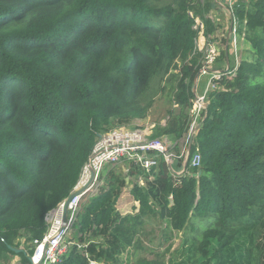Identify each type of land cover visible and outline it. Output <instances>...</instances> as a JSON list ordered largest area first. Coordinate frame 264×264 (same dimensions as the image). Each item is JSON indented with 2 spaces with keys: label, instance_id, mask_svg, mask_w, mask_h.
<instances>
[{
  "label": "trees",
  "instance_id": "obj_1",
  "mask_svg": "<svg viewBox=\"0 0 264 264\" xmlns=\"http://www.w3.org/2000/svg\"><path fill=\"white\" fill-rule=\"evenodd\" d=\"M216 4L0 0V264L13 257L31 264L34 243L47 234V216L72 195L99 137L115 122L146 119L166 88L172 107L149 139L166 137L180 154L203 67L197 20L212 36ZM233 16L253 59L242 57L234 77H222L220 89L209 94L189 153L201 155V167L187 162V174L178 176L183 167L172 172L159 158L145 174L155 178L150 188L135 184L130 192L139 211L126 216L115 208L127 182L111 175L80 222L79 244L87 233L102 243L90 241L59 264H90L87 257L120 264L125 247H142L137 237L149 219L182 238L171 253L166 234L167 263L139 264H264V0H237ZM226 49L230 56L229 44ZM193 219L207 220L208 228L191 238Z\"/></svg>",
  "mask_w": 264,
  "mask_h": 264
},
{
  "label": "built area",
  "instance_id": "obj_2",
  "mask_svg": "<svg viewBox=\"0 0 264 264\" xmlns=\"http://www.w3.org/2000/svg\"><path fill=\"white\" fill-rule=\"evenodd\" d=\"M229 2L232 16L231 19L233 25L237 26L238 23L233 16V8L237 0H229ZM196 30L199 31L200 38L197 40V49L201 51L204 47L199 48L198 46L201 44L202 38L205 35V25L199 19L197 20ZM200 33H202L201 37ZM237 33V28H235L231 34L232 40L230 41L228 38L229 45L232 49L231 53L234 55L232 69L228 65L226 71H220V73L210 72V68L214 67L219 61L221 48L217 41L209 42V44L205 46L203 67L199 74L202 75V73H204L203 76L206 78V86L203 95L199 96V98L196 97L202 115L208 106L209 94L220 89L217 81L227 75L234 77L240 66ZM193 124L194 121H192L188 138L182 144L184 147H181V155L173 154L167 146L162 143L163 140H150L149 138L151 135H145L141 130H129L126 127H119L101 136L95 144L89 161L84 166L80 179L72 193H79V195L69 203L67 211L65 208V200L57 209L47 216L48 231L41 242L36 241L34 243L35 249L34 254L31 257V264H59L65 256L72 253L76 248L82 250L87 247L89 243L81 245L74 241V239L71 241L68 240V237L72 235L79 214L82 213L85 207L84 206L79 212V206H82V202L86 198L87 201L93 200L98 195L92 197L90 191L98 180H102L103 172L107 167H115L123 163H127L130 167H135V169L141 172V175L138 177L140 184L144 183V180L146 179L145 174L150 173L151 168L157 165L158 159L161 157H163L168 164H172L175 160L179 159L184 161V167L179 172L175 171V174L178 176L187 174L185 167V163L187 162H190L192 168L199 169L201 167V155L196 153L190 158L189 154L192 145V136L201 125L197 122L195 127H193ZM125 170L127 173L131 172V168ZM172 172H174L173 168ZM60 211L61 214L59 215ZM77 225L80 226V222L77 223ZM87 258L89 259L90 264L98 263L92 261L90 257Z\"/></svg>",
  "mask_w": 264,
  "mask_h": 264
},
{
  "label": "rangeland",
  "instance_id": "obj_3",
  "mask_svg": "<svg viewBox=\"0 0 264 264\" xmlns=\"http://www.w3.org/2000/svg\"><path fill=\"white\" fill-rule=\"evenodd\" d=\"M216 7L211 12L209 18L214 22L216 31L215 33L207 37L204 35L202 38L201 44L198 46L199 48L205 49V46L209 44V42L217 41L220 48H221V56L219 58L218 63L212 68H210V72L214 73H220V71H226L227 70V58H231V60H234L233 53H230L229 56V49H226V44L228 41V38L230 41L232 40L231 34L232 31L237 28L239 29V26L233 25L232 19H231V8H230V2L229 0H216ZM200 23V22H199ZM202 33H200L201 37ZM238 36V33H237ZM200 39V38H199ZM199 42V41H198ZM237 46H238V56L240 59V63L242 62V57L246 59H253V55L251 53V47L250 44H246L243 40V38H237ZM231 48V46H230ZM204 49L199 51L204 55ZM204 73L202 75L198 74L195 79V87L194 92L197 95V98L199 96H202L205 91L206 86V79L203 78ZM166 81L163 82L162 87H165ZM169 94H170V88H166L165 92L159 91L157 97L154 100V105L152 109L149 111V114L146 119L142 120H136L132 122L130 125H124L120 122H115L113 124L114 128L119 127H126L129 130H141L145 135L150 136L151 131L153 127H155L156 124L160 123L163 124L167 120V111L171 109L172 104L169 100ZM207 103V102H206ZM196 112L192 115V121H194L193 127H195L196 123L198 122L199 125L201 124L202 120V112L200 111V106L198 102L196 101ZM205 110V109H204ZM192 125V124H191ZM199 128V127H198ZM112 129V130H113ZM149 130V131H148ZM189 136V133H188ZM162 143H164L167 148L173 153L178 154L177 151L174 150L175 144L170 142L168 138H163ZM181 148V146H180ZM181 150V149H180ZM180 161L182 160H175L174 163L169 164L172 168L176 166L178 167H184L180 164ZM187 163H185L186 167ZM131 168V172L133 177L130 179L128 176L129 173L126 172L125 169ZM140 171L135 169V167H130L127 163H123L119 166H109L107 167L102 175V180H98L91 189L92 197L99 194L101 192V189H108V185L111 175L119 176L122 180H126L127 186L123 189V195L120 198L118 204L115 208V214H118V216H126V215H135L139 211V203L134 201V198L131 196L130 192L133 189V186L135 184H138L137 186H140L142 188H146L149 186V183L153 181L155 178L152 177L150 179H145L143 184H140L139 176ZM154 178V179H153ZM153 179V180H152ZM112 182V181H111ZM148 185V186H147ZM150 188V186H149ZM170 199V198H169ZM171 200V199H170ZM172 201V200H171ZM87 198L82 202V206H79V212L82 210V208L87 203ZM157 205V201H155ZM84 209L81 214H79L77 223L81 222ZM195 230L192 231L191 229L188 230V235L191 238L197 237L199 232L202 230H205L208 228L207 220L200 221L199 219H193L192 220ZM73 229L72 235L68 237V240H73L80 243V226L77 225ZM166 225H163L159 220L157 219H149L146 221V223L142 227V232L137 237L138 241L142 243V247L140 249L125 247V252L122 254V262L120 264H139L143 260L149 261V262H168L170 259V254L168 252V245L169 243L164 239L166 237V234L172 238L171 243L173 244L172 248L170 249L171 253L179 246L180 239L179 236L182 238V234L178 235H171L169 231L166 230ZM85 244L90 241H93L95 243H102V238H100L98 235H92V234H85L84 235ZM259 244L262 248H264V225L261 228V239L259 241ZM16 258V257H13ZM15 261V260H14ZM14 261L8 262V264H17L14 263ZM101 264L100 262H98ZM96 263V264H98ZM20 264V262H19Z\"/></svg>",
  "mask_w": 264,
  "mask_h": 264
},
{
  "label": "water",
  "instance_id": "obj_4",
  "mask_svg": "<svg viewBox=\"0 0 264 264\" xmlns=\"http://www.w3.org/2000/svg\"><path fill=\"white\" fill-rule=\"evenodd\" d=\"M208 107V106H207ZM199 129V128H198ZM101 137V136H100ZM99 137V138H100ZM170 169L172 171V166L170 165ZM202 176V172L200 171L198 174L194 175L195 178H200ZM79 195V193H75V194H72L65 202V208H66V211H67V206L69 205V203L77 196ZM14 251L18 254L20 252H22V250H16L14 249ZM30 263H31V258H30Z\"/></svg>",
  "mask_w": 264,
  "mask_h": 264
},
{
  "label": "crops",
  "instance_id": "obj_5",
  "mask_svg": "<svg viewBox=\"0 0 264 264\" xmlns=\"http://www.w3.org/2000/svg\"><path fill=\"white\" fill-rule=\"evenodd\" d=\"M228 44H229V42L227 41L226 47L228 46ZM226 63H227V65H229V61H228V59H227ZM203 78H205V77L203 76ZM205 79H206V78H205ZM12 260H13V261L15 260L14 263L19 264L20 259H19L18 257H16V258H12ZM12 260H11V261H12ZM6 264H8V263H6Z\"/></svg>",
  "mask_w": 264,
  "mask_h": 264
},
{
  "label": "bare ground",
  "instance_id": "obj_6",
  "mask_svg": "<svg viewBox=\"0 0 264 264\" xmlns=\"http://www.w3.org/2000/svg\"><path fill=\"white\" fill-rule=\"evenodd\" d=\"M61 214V211L59 212V215Z\"/></svg>",
  "mask_w": 264,
  "mask_h": 264
}]
</instances>
